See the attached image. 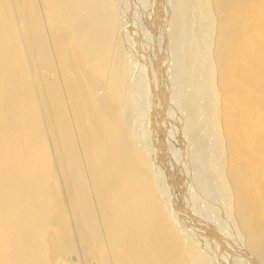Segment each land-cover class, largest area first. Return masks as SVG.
Listing matches in <instances>:
<instances>
[{
  "label": "bare ground",
  "instance_id": "6f19581e",
  "mask_svg": "<svg viewBox=\"0 0 264 264\" xmlns=\"http://www.w3.org/2000/svg\"><path fill=\"white\" fill-rule=\"evenodd\" d=\"M195 11L0 0V264H264V0Z\"/></svg>",
  "mask_w": 264,
  "mask_h": 264
},
{
  "label": "rangeland",
  "instance_id": "374dc122",
  "mask_svg": "<svg viewBox=\"0 0 264 264\" xmlns=\"http://www.w3.org/2000/svg\"><path fill=\"white\" fill-rule=\"evenodd\" d=\"M194 1V7L196 9L195 14L197 15V18L193 15L192 16V20L190 21V30H195L198 34V43L199 46L203 47L204 49L207 48L208 46V39H209V34L207 33V25L210 24V22L208 21V19H201L200 15L202 13V0H193ZM184 37V36H183ZM182 38V37H181ZM169 39V38H168ZM176 50L184 57H186V59L183 61L184 63L187 61V58L193 54V50L191 49V40H189V42H185L184 44H182L181 40L178 43ZM176 74H174V77L179 78V80L181 82H183V89L184 90H188L187 89V83L184 81L185 76L187 74V70H185L183 68V66H181L179 69L175 70ZM203 162V157L198 156L197 158V164H202ZM217 181V179H216ZM216 187V188H215ZM214 189L217 191V186H214ZM214 196H223L222 194L215 192ZM215 207H217V205H213ZM218 209H220V207H217ZM74 264H76V262H74Z\"/></svg>",
  "mask_w": 264,
  "mask_h": 264
}]
</instances>
